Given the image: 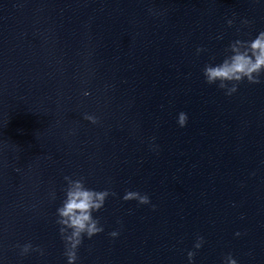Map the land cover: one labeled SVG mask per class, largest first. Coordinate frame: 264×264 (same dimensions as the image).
Returning a JSON list of instances; mask_svg holds the SVG:
<instances>
[{
    "label": "water",
    "instance_id": "1",
    "mask_svg": "<svg viewBox=\"0 0 264 264\" xmlns=\"http://www.w3.org/2000/svg\"><path fill=\"white\" fill-rule=\"evenodd\" d=\"M261 30L264 0H0V264H66L64 176L117 193L77 264H264V77L202 73Z\"/></svg>",
    "mask_w": 264,
    "mask_h": 264
},
{
    "label": "clouds",
    "instance_id": "2",
    "mask_svg": "<svg viewBox=\"0 0 264 264\" xmlns=\"http://www.w3.org/2000/svg\"><path fill=\"white\" fill-rule=\"evenodd\" d=\"M235 16V13H233ZM233 19H229L227 24L232 26ZM252 21L242 19L241 25H250ZM241 29L238 28L237 32ZM222 39L223 37H218ZM203 47H197L196 52L199 54L205 51ZM225 55L220 63H207L202 69L205 82L208 84H217V87L225 90V95L231 96L237 92L239 84L247 81L249 84H258L262 82L264 77V30L251 39L237 38L231 41L224 49ZM212 59H215L213 57ZM218 82V83H217ZM84 96L90 95L85 90ZM84 119L92 124L99 123V117L95 114L84 113ZM188 120L187 113L181 111L178 114V124L183 127ZM66 185L63 188L64 199L60 206L56 209V224L59 225L60 238L64 244L63 256L66 258V264H77L79 260V248L85 237L91 239L94 235L104 231V227L100 222V217L94 216V212H98L104 207L106 199L116 196L117 193L111 191L110 188L96 190L86 185L85 178L80 176L73 178L72 176H64ZM51 199L56 198L55 191L50 193ZM123 200H136L139 204H150V197L146 193L134 190H126L122 197ZM155 208V205H152ZM111 237L119 235L118 230L109 233ZM240 235L239 232L236 233ZM204 243V237L197 235L194 243V249H199ZM21 257L31 252H37L44 255V249L38 245L34 246L31 242L24 244H16ZM195 250H189L187 257L189 264H194ZM223 264H238L232 253H227L223 257Z\"/></svg>",
    "mask_w": 264,
    "mask_h": 264
}]
</instances>
